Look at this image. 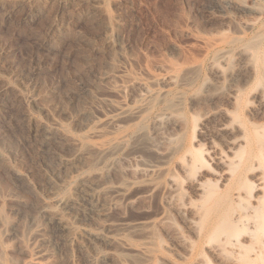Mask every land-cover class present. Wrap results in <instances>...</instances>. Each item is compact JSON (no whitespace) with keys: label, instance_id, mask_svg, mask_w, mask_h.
<instances>
[{"label":"rangeland","instance_id":"374dc122","mask_svg":"<svg viewBox=\"0 0 264 264\" xmlns=\"http://www.w3.org/2000/svg\"><path fill=\"white\" fill-rule=\"evenodd\" d=\"M236 1L256 4L261 14L211 8L208 0H0L2 262L31 260V254L38 252L68 255L66 249L56 247L61 238L49 225L50 206L88 171L81 164L60 166L59 160L72 158L73 151L55 135L28 125V116L52 131L61 124L78 135L84 129L76 122L85 111L97 122L115 115L116 106H134L145 93L141 84L147 83L151 73L160 80L151 91L164 92L169 100L183 96L173 120L156 125L162 112L157 107L144 121L153 147L160 150L165 140L184 135L210 150L208 178V172L222 169L214 156L228 155L230 140L240 134L222 130L226 119L203 117L217 105L231 107L222 100L204 102L208 90L204 83L211 82L210 91L219 94L228 93L229 83L218 80L210 67L212 57L203 61L197 84L187 91L166 80L172 75L169 66L183 65V57L173 46L190 48L193 44L185 34L201 36L217 30L222 31L219 38L236 37L229 18L242 26L257 20V28L246 33H261L264 49V0ZM101 9L117 15L116 28L107 25ZM212 16H228V20L214 22ZM237 63L242 68V62ZM186 118L197 119V125L184 128ZM251 121L264 134V104L257 105V114L244 112L243 122ZM143 158L149 161L140 152H120L110 156L103 169L110 182H116L121 170L135 168ZM171 167L178 171L174 163ZM80 224L85 227L87 222ZM173 251L175 259L182 254L176 247ZM209 261L226 264L213 257Z\"/></svg>","mask_w":264,"mask_h":264},{"label":"bare ground","instance_id":"6f19581e","mask_svg":"<svg viewBox=\"0 0 264 264\" xmlns=\"http://www.w3.org/2000/svg\"><path fill=\"white\" fill-rule=\"evenodd\" d=\"M208 3L211 8L261 14L256 4L246 1ZM101 13L109 27L118 26L117 15L107 9ZM210 19L221 23L228 16ZM228 21L236 37L219 38L222 31L217 30L201 36L185 34L193 44L173 46L183 65L169 66L172 75L166 80L187 91L197 84L203 61L212 57L210 67L218 80L229 83L226 94L213 93V84L204 83L208 89L204 102L222 100L231 107L217 105L203 117L226 119L222 130L240 134L230 140L228 155L214 156L222 169L208 172V178L210 150L184 135L163 140L160 150L153 147L144 121L157 107L162 112L156 125L173 120L183 96L169 100L166 93L151 91L160 81L151 73L147 83L141 84L145 93L134 106H116L115 115L97 122H91L90 111H85L76 122L84 129L78 135L61 124L52 131L28 116V125L55 135L73 151L72 158L59 160L60 166L81 164L88 171L50 206L49 225L61 238L56 247L66 249L68 255L38 252L31 254V260L15 264H211L210 257L226 264H264L259 263L264 261V134L254 122H243L244 112L257 114V105L264 104L262 34L246 33L257 28V20L244 26L233 18ZM183 122L184 128L197 125V119ZM125 151L140 152L149 161L143 158L135 168H120L119 179L110 182L103 169L105 161ZM173 163L178 171L171 167ZM83 221L85 227L80 224ZM175 247L182 253L176 259ZM0 264L7 263L0 260Z\"/></svg>","mask_w":264,"mask_h":264}]
</instances>
